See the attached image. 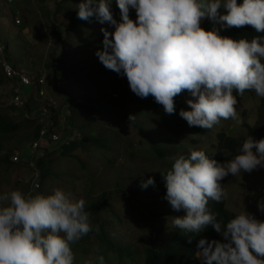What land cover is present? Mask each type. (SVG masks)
I'll return each instance as SVG.
<instances>
[{
	"label": "clouds",
	"instance_id": "9594fccd",
	"mask_svg": "<svg viewBox=\"0 0 264 264\" xmlns=\"http://www.w3.org/2000/svg\"><path fill=\"white\" fill-rule=\"evenodd\" d=\"M110 4L111 0H82L76 7L77 18L88 21L95 17L100 24L107 22L114 28L111 32L101 28L102 50L95 55L106 69L125 76L137 97H154L168 115L176 112L175 104L185 109L179 111V122L192 128L172 140L178 133L167 126L173 136L166 149L178 148L175 142L181 138L182 146L188 144L191 134L215 132L217 142L222 132L245 137L233 136L226 129L240 120L234 91L242 96L245 90H252L264 98V36L246 39L250 26L264 33V0H243L242 4L237 0H116L119 22ZM131 10L135 20L130 18ZM204 19L223 27L220 34L216 27L205 31L201 27ZM224 33L230 38L222 37ZM18 69L36 76L29 69ZM42 73L48 79L47 72ZM189 94L194 99L185 101ZM50 98L57 107V98ZM64 102L70 107L68 98ZM135 118L130 115L129 123ZM193 126L210 129V134ZM57 135L60 141L65 139ZM212 145L215 152L185 150L187 156L171 157L170 169L162 173L164 199L173 211L186 212L182 218H171L172 225L185 233H200L210 226L222 237V241H198L195 256L199 264H264V220L246 210L229 211L225 188L227 176L264 168V138L257 141L249 136L237 155L223 153V163L216 155L217 143ZM227 153L235 156L227 161ZM149 186H155L153 178L140 183L141 189ZM210 200L225 202L231 219L225 222L212 212ZM257 210L264 214V198L257 202ZM92 230L85 200L73 199L62 189L50 194L19 189L0 194V264H75L71 245ZM96 252L94 264H106L99 248Z\"/></svg>",
	"mask_w": 264,
	"mask_h": 264
},
{
	"label": "rangeland",
	"instance_id": "374dc122",
	"mask_svg": "<svg viewBox=\"0 0 264 264\" xmlns=\"http://www.w3.org/2000/svg\"><path fill=\"white\" fill-rule=\"evenodd\" d=\"M81 2L82 0H61L59 4L61 10L56 11V0H0V61L8 58L18 68L29 69L28 71H32L34 75L44 71L47 72V91L50 96L57 98L58 105L63 108L61 112L56 110L58 126H55L56 131L63 139L69 132L68 113L71 114L72 112L77 125L86 123L81 118L80 110L75 108L77 105L95 107L105 105L114 98H123L118 102V107L120 110L123 107L129 110L127 117H121L120 122L118 120L101 121L98 118L96 122L110 128L121 137L126 133H128V136L133 137L136 135V129H130L127 124L128 117L132 115L134 108L132 103L129 102L137 96L130 90L127 80L119 85V90H113L112 85L116 73L106 69L95 55L98 50H102L103 34L101 28H105L110 32L114 31V28L107 22L100 24L95 17H92L88 21L81 20V25L77 31L66 32L65 28L69 25L71 17L77 14L76 7ZM110 10L114 19L119 22L120 10L116 0H111ZM53 11H56V17L53 16ZM130 18L136 19L134 10L130 11ZM201 27L205 31L216 27L219 29V34L223 28L220 25H213L207 19L202 20ZM56 31L61 34L54 35ZM3 53L6 54L7 58ZM60 55L64 57L62 65L56 70L47 69V63L56 61L55 59ZM33 81L36 84L38 93H31L30 89L27 88L31 96L34 97L35 107H31L49 116L51 111L54 112V106L47 100L46 93H44V84L37 76L33 77ZM12 91V85L6 80L3 81L1 77L0 65V109L8 112L12 118L18 119L19 117L22 119V122H20L22 125L20 135L14 136L9 142L2 140L0 135V194L17 189L22 191L32 190V180L35 173L30 165H22L14 161L16 155L27 161L30 157L27 152L32 155L31 150L35 142L29 139L33 130L30 124L23 120V111L13 109ZM177 97L180 99V96ZM188 97L184 100L194 99L190 94ZM66 98L69 99L71 110L64 104ZM184 103L188 106L186 102ZM259 107L260 97L256 94L250 97H241L236 107L240 120L237 123L228 125L226 129L228 133L233 136L249 135V130L243 125V122H246L250 127L257 126ZM85 112L87 114L88 110L85 109ZM100 113V110L94 111L95 115ZM152 122L151 119L140 121L141 124L147 126L148 133L141 131L144 139L148 138L149 135L160 144L164 143V139H170L173 136L167 127L159 129L151 125ZM136 132L140 134L138 129ZM214 133L206 136L191 134L187 137L188 144L183 145L180 149L176 146L172 152H175L176 156L181 154L187 156L189 152H185V150H203L205 153L208 151L215 152L212 143L216 144L217 138H214ZM192 139L199 142L193 144L191 143ZM39 144L42 148L54 147V144L44 140L39 141ZM126 144L128 145V153H131V142L128 141ZM59 150H61V147ZM93 152L94 154L87 153L90 159L82 156L86 160L87 167L93 172V181L90 177L81 176L78 172L79 166L75 161L72 163L65 161L66 165L58 168V172L60 174L65 173L66 178L55 180L54 185L48 187L47 191L43 190L42 193L50 194L55 189H62L73 199H84L86 209L88 203L89 205L96 203L102 195L98 196L102 192H107L112 206L111 210L98 211L92 214L101 221L110 224L108 235L114 244L134 248L135 254L139 255L136 258V263L143 264L145 257L143 246L150 244L152 240L161 245L162 241L167 238V235L164 234L165 227L172 225L171 218H182L186 215V212L184 210L173 211L165 199L156 198V196L144 197L143 195L131 193V190H134L148 176L154 165L157 166L158 162L156 160L147 161V155H138L133 160L130 158V154H126L123 145L115 147L114 153L98 150L97 152L93 150ZM11 153L13 156L11 161L20 168H10V165L1 163L7 160L6 157L10 156ZM40 154L43 155V152L41 151ZM226 156L228 161L235 155L227 153ZM153 171L156 173L158 169L155 168ZM79 177H82L83 180ZM227 177L228 181L225 188L228 194V210L234 214L246 210L254 214L257 219H264V214L257 210V202L264 198V168H258L251 173L241 172L238 176L229 175ZM85 185L89 186V189L94 185L93 195H89V190ZM124 189L128 191L127 195H123L122 190ZM41 191V189L36 190V192ZM157 232L160 234L158 240L155 238ZM86 240L84 238L76 242L77 245L75 243L71 245L75 256V264H85L86 261H92L94 264L95 252L87 246ZM110 256L114 258V255L111 254ZM118 263L131 264L128 261L120 262L117 259L109 261V264Z\"/></svg>",
	"mask_w": 264,
	"mask_h": 264
},
{
	"label": "trees",
	"instance_id": "16d2710c",
	"mask_svg": "<svg viewBox=\"0 0 264 264\" xmlns=\"http://www.w3.org/2000/svg\"><path fill=\"white\" fill-rule=\"evenodd\" d=\"M57 1V10L60 11V1ZM238 4H242L243 0H237ZM56 11H53V16L56 17ZM50 17L52 18L51 14ZM81 25V20L77 18V14H74L71 17L70 23L66 28V32H75L78 30L79 26ZM55 34L60 35L61 33L56 31ZM248 39L251 41L252 38L256 36H264V33H257L255 29L250 26V30L248 32ZM222 37H229L230 36L227 33H224ZM66 43V42H65ZM5 54V53H4ZM5 57L7 58L6 54ZM63 55L55 59L56 61H53L51 63H48L47 69H58L59 66L62 64ZM8 60V58H7ZM9 61V60H8ZM14 67L16 68L15 64ZM32 69V68H31ZM32 72V71H30ZM43 73H39L36 76L39 78L43 77ZM1 77L4 80H6L9 84L12 85L13 91L12 95L14 96V89L16 81H10L8 80L6 74L4 73L3 69L1 68ZM125 76L119 75L116 73L115 81L112 85V89L117 91L119 90V85L125 80ZM47 84L48 79L46 78V83L44 85V89L47 91ZM255 93L252 90H245V93L242 96L237 95L236 92L233 93L234 96H236L237 103L241 97L246 96H253ZM49 97H52L49 95ZM114 98L112 100H109L105 105H98L95 107H88L83 105H77V109L81 112V118L86 122L83 125H77L76 124V118L71 114L68 113V129L69 132L66 135L65 139L59 142H54L51 144H54V147L52 148H42L40 147V150L43 151V156H39L37 159H35L36 163V170L40 172V180H41V192L47 191L48 187L54 185L55 180L57 179H65L66 174H60L58 172V168H60L63 165H66V162H76V164L79 166L78 172L81 174V176L90 177L91 181H93V172L92 170L87 167L85 164L86 160L82 158L84 156L86 159H90V156L87 155L88 152L93 153V150L97 152L98 151H107L110 153H114L115 147H120L121 145L124 146L126 154H130L131 159H135L138 155L141 156H148V160L154 159L158 162L157 166L154 165L152 170L149 172L148 176L144 179L147 180L148 178H153L155 180V186H149L147 189H141L140 184L134 189L131 190L132 194L135 195H143L144 197H155L164 199L166 195V188H165V182L163 180L162 173H166L173 163L171 157L176 156L175 152H172L169 150V148L166 149V145L170 143L172 140H175L179 138L180 134L186 132V128H192L188 125L186 122V128L181 126L180 120L178 118L179 111L181 109L185 110L180 104H175L176 112L174 114L168 115L165 114L163 110V106L159 105L155 102L154 97L149 96V98H133L129 102L133 105V111L132 116H135V121L130 122L128 120V126L130 129L140 132V134H137L135 131V136L131 137L128 136V133H126L123 137H121L119 134H115L110 128L97 124L96 120L97 118L101 121H112V120H118L120 122L121 117H127L129 110L126 109V107H123L121 110L118 107V102L120 100H123V98L117 99ZM127 103V102H126ZM64 104L67 107V104L64 102ZM12 107L14 110L17 109L23 111V116L25 117L26 114L30 115H36V109H32V107H35V104L33 102V99L29 96V99L25 101V106L23 109L16 108L13 104ZM32 106V107H31ZM237 107V105H236ZM70 108V107H67ZM62 107L60 105H57L53 108L54 112H50V115L53 117L55 126H58V120L56 116V110L57 112L62 111ZM85 109L88 110V113L86 114ZM71 110V108H70ZM78 110V111H79ZM100 110L101 113L99 115H95L94 111ZM67 114V113H66ZM264 98L260 99V107L257 119L258 122L256 123L257 126L254 128H251L247 123H244L245 127H248L250 133L248 136L245 137H230L225 132L220 133L218 137L217 145V151L216 155H218L220 159V163H223V153L225 151L229 152H238L239 149L242 147L243 142L245 139H247L249 136H251L254 140H260L264 138ZM23 117V120L30 124L33 133L30 136L29 139L33 141H39L40 140V133L43 129L42 124L39 123V119H36V121L29 122L25 120ZM151 119L154 123L157 125L159 129L161 127H167L169 126L174 132H177L178 135L169 141V138L164 139V143H160L157 141H154L152 137L148 135V138L144 139L143 133L141 131H144L148 133L146 130V124H141L140 121ZM22 119L18 117V119L10 117L9 113L5 110L0 109V135L2 136V140L4 141H11V138H13L16 135H20L22 132V125L21 123ZM77 125V127L75 126ZM54 126V127H55ZM168 127V128H169ZM77 128V129H76ZM167 128V129H168ZM193 128L204 130L205 132L210 134V129H203L198 126H193ZM58 133V132H57ZM200 133V132H198ZM197 133V134H198ZM81 134V135H80ZM136 139L135 141H133ZM131 142V153H128V145L127 142ZM199 141L193 142V144H197ZM112 144V145H111ZM176 145H178V148L180 149L182 147V144H185L182 140H177L175 142ZM61 147V150L59 148ZM146 149H144V148ZM102 153V152H100ZM98 153V154H100ZM27 154L31 155L30 152H27ZM12 153L10 156L6 157L7 160L1 162L6 163L7 165H10V168H20L19 166L15 165L13 161H11ZM158 169V172H154L153 169ZM8 170V167H7ZM166 171V172H165ZM79 179L83 180L82 177H79ZM87 187V185H85ZM89 190V195H93L94 191V185L91 189H89V186L87 187ZM123 195H127L128 191L126 189L122 190ZM112 194V193H110ZM102 195V196H101ZM107 192H102L98 197L101 196V198L91 205L88 203V207L85 209L89 213V222L92 225V231L88 233L84 238H86V243L88 247H91L94 250V259L97 255L96 249H100V253L104 255L106 264H109L110 260L117 259L120 262L122 261H128L131 264H137L136 261L139 257V255H136L134 252V248L124 246V245H118L114 244L111 239H109L108 235V227L109 223L106 221H101V219L93 216L92 213L98 212V211H110L112 206L110 204V199L108 197ZM87 205V204H86ZM225 202L217 203L215 201H209L208 207L212 212L218 213L220 218H223L225 222H227L229 219H231V215L228 214L225 211ZM116 219L117 216L115 215ZM118 220V219H117ZM264 220V219H262ZM164 234L167 235V238L162 241V244L159 245L157 241L152 240L150 244L144 245V262L143 264H199V260L195 256V252L197 251L196 245L200 239L206 238L208 240H221V236L216 233L210 226L206 228L205 230L201 231L200 233H185L182 230L176 229L171 225L170 227H165ZM160 234L157 232L155 235V238L158 240ZM82 238V239H84ZM93 239V241H91ZM189 239H191V243H189ZM222 241V240H221ZM77 245V243H75ZM85 245V244H84ZM86 246V245H85ZM75 247V246H74ZM114 255V258H111L110 255ZM111 258V259H109ZM122 264V263H118Z\"/></svg>",
	"mask_w": 264,
	"mask_h": 264
},
{
	"label": "built area",
	"instance_id": "2783aa9c",
	"mask_svg": "<svg viewBox=\"0 0 264 264\" xmlns=\"http://www.w3.org/2000/svg\"><path fill=\"white\" fill-rule=\"evenodd\" d=\"M0 65L4 73L6 74L8 80L10 81L17 80L16 84L14 85L15 89H14L12 104L18 109H23L25 106V101L29 99V96L32 99H34V97L31 96V93H38L36 89V84L33 81V76L30 73L15 68L11 62H8V60L0 61ZM39 79L41 83L45 85L46 76L43 75V77ZM27 88L30 89L31 93L27 90ZM44 93H46L48 102H50L55 107L56 106L55 100L48 96L46 90L44 91ZM25 119L31 122L36 121V119H39V123L44 125L42 126L43 129L41 130L39 141L44 140L54 143V142H59L61 140V138L55 132V127H54L55 124L50 114L48 116L46 115V113L36 111V115L26 114ZM39 141L35 142L36 143L35 147H34L35 143L33 144L32 156L27 161H24V159L18 155H16L14 159V161L19 164L22 165L28 164L31 166V168H33L35 173H34V178L32 180V190L34 191L39 190L41 187L40 172L36 170V163H35V159H37L39 156H43L40 154L42 150H40Z\"/></svg>",
	"mask_w": 264,
	"mask_h": 264
}]
</instances>
